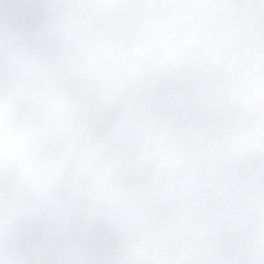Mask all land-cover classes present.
<instances>
[{
  "label": "snow or ice",
  "instance_id": "1",
  "mask_svg": "<svg viewBox=\"0 0 264 264\" xmlns=\"http://www.w3.org/2000/svg\"><path fill=\"white\" fill-rule=\"evenodd\" d=\"M65 2L133 6L127 10L144 14L143 22L130 30L112 79L85 100L71 128L21 156L20 173L38 178L21 194L24 202L39 199L51 223L105 216L113 240L165 232L188 243L151 255L70 249L21 264H264V0ZM39 11L35 0H18L8 12L9 31ZM239 16L246 21L242 41L235 37ZM3 25L0 13V250ZM93 135L101 140L96 153L87 150ZM126 151L149 158L155 177L130 196L105 200L113 172L101 160ZM225 215L251 231L252 258L237 261L199 243Z\"/></svg>",
  "mask_w": 264,
  "mask_h": 264
},
{
  "label": "clouds",
  "instance_id": "2",
  "mask_svg": "<svg viewBox=\"0 0 264 264\" xmlns=\"http://www.w3.org/2000/svg\"><path fill=\"white\" fill-rule=\"evenodd\" d=\"M17 2L0 0V13L4 16L5 205L0 258L4 264H21L70 249L93 252L111 248L151 255L184 247L186 240L165 232L131 233L113 240L105 216H83L72 223L47 222L39 199L24 202L21 194L35 185L38 178L34 173H20L21 156L31 145L46 144L71 128L84 112L85 100L95 95L98 85L112 79L127 36L142 24L144 14L129 11L133 6L126 5L79 6L65 0H35L41 11L18 19L10 32L8 12ZM77 7L82 10H72ZM234 23L235 37L242 41L246 21L239 16ZM100 149L101 140L93 135L87 150L96 153ZM101 163L113 172L114 189L103 194L108 201L130 196L155 177L154 165L142 153H108ZM199 243L241 262L256 252L247 225L230 215H225L219 226Z\"/></svg>",
  "mask_w": 264,
  "mask_h": 264
}]
</instances>
